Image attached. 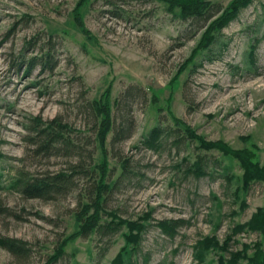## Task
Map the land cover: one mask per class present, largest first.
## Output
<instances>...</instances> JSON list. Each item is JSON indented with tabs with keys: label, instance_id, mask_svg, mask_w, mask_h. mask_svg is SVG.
Listing matches in <instances>:
<instances>
[{
	"label": "rangeland",
	"instance_id": "rangeland-1",
	"mask_svg": "<svg viewBox=\"0 0 264 264\" xmlns=\"http://www.w3.org/2000/svg\"><path fill=\"white\" fill-rule=\"evenodd\" d=\"M231 1L208 0L206 20H183L163 0H0V238L27 246L17 255L0 245V264H111L123 248L132 264H218L245 247L246 256L256 244L264 248V229L237 228L264 208V179L247 182L232 154L254 151L264 167V0H249L197 48ZM41 49L52 50L57 67L26 72L24 62ZM129 87L141 97L121 104ZM108 89L112 189L104 212L141 223L140 240L133 249L126 225L106 228L113 218L103 213L98 228L69 240L53 260L60 241L79 230L88 179L50 199L21 195L16 179L63 170L71 160L37 156L31 121L58 118L74 140L90 141L85 109ZM198 137L223 146L204 147ZM93 159H102L99 149ZM173 220L182 223L163 231ZM209 237L228 241L227 250L204 247Z\"/></svg>",
	"mask_w": 264,
	"mask_h": 264
},
{
	"label": "trees",
	"instance_id": "trees-1",
	"mask_svg": "<svg viewBox=\"0 0 264 264\" xmlns=\"http://www.w3.org/2000/svg\"><path fill=\"white\" fill-rule=\"evenodd\" d=\"M142 2L147 0H126ZM171 7L180 8V16L183 20L191 19H207V13L212 7L208 0H163ZM249 0H232L228 6L222 8L219 13L210 20L203 29L202 38L199 41L197 48H205L211 42L212 33L221 29L234 18L237 11L248 4ZM196 48V49H197ZM51 49H41L39 54H35L28 58L25 63L26 72L31 73L38 70L39 74L52 73L57 67V61L53 58ZM138 88L129 87L121 95V104H129V102L136 96L141 97ZM152 101H156L153 97ZM117 102V101H116ZM86 113L92 118L94 125L93 137L84 138V140H74L71 135V128L68 124L63 123L58 118H53L48 121H42L40 117H36L31 121L32 124V137L29 138L34 145V152L39 157H48L51 155L66 156L69 159V166L57 172L43 174L41 177L26 179L19 177L15 181L18 191L26 198L50 199L58 194H65L74 186H78L79 180H87L81 190L85 192L86 200L80 204L79 210L76 212V218L79 221V230L72 235L60 241L53 260L60 257L64 252V246L69 240L79 235H88L94 229L99 227L101 215L109 214L112 220L106 225V228L111 229L113 226H120L125 224L128 229V234L125 235L127 244L137 247L140 240V231L143 225L137 221L125 220L118 218L112 213L104 212V201L108 192L112 187L107 183L108 169V151L106 149L107 134L113 128V111L110 105V92L106 90L100 100H93L89 102ZM176 120V118H173ZM178 121V120H176ZM158 132L157 130H155ZM124 130H119L117 135H123ZM187 133L194 136V130L187 128ZM201 145L204 147L223 146L222 142L205 141L203 138ZM88 144L91 145L90 150H87ZM151 145V143L149 144ZM99 149L102 159L94 164L93 156L96 150ZM237 153V154H235ZM235 156L239 157L244 163L247 176V182L252 178L264 179V167H259L253 160L254 151L247 149L241 152H232ZM75 158V160H72ZM76 181V182H75ZM182 223V220H173L165 222L162 227L163 231L172 234V232ZM248 227L250 229H264V208L257 209L256 213L252 216L251 220L246 225L237 226L238 229ZM102 228H105L103 226ZM204 247H217L219 242L214 240L213 237L205 238L202 241ZM201 244V245H202ZM0 245L7 249L12 254L23 255L27 251L25 242L3 237L0 238ZM222 250H227L228 241L220 245ZM246 247L244 250L235 251L230 253V259L226 262L223 257H220L218 264H236L238 259L247 258L246 264H264V248L260 245H254V252L251 256H246ZM132 252V251H131ZM131 252H127L123 248L112 260L111 264H132ZM127 255V257H125ZM49 263V262H48ZM51 263V261H50Z\"/></svg>",
	"mask_w": 264,
	"mask_h": 264
}]
</instances>
